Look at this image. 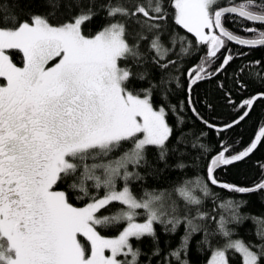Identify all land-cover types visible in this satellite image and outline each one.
Segmentation results:
<instances>
[{
  "label": "snow or ice",
  "instance_id": "1",
  "mask_svg": "<svg viewBox=\"0 0 264 264\" xmlns=\"http://www.w3.org/2000/svg\"><path fill=\"white\" fill-rule=\"evenodd\" d=\"M46 3L54 11L60 6V0ZM64 3L69 11L75 10V15L63 23H52L54 11L21 19L0 0V78L6 81L0 83V264H139L142 252L132 240L149 237L158 244L157 222L165 225L166 232H175L185 224L179 247L169 255L175 258V264H190V242L202 229L194 221L208 219L215 221L216 229L210 232L204 228V239L198 242L211 252L206 264H233L230 253H238L242 264H264V217L251 218L259 244L234 239L229 224L243 219L239 203H222L219 219L201 212L198 206L202 201L194 194L193 185L202 186L204 195H210L206 183L186 181L176 189L187 212L189 206H197L195 216L178 215L175 202L165 207L163 193L145 192L138 199L128 186L130 178L138 177L128 170L129 165L147 163V146H155L159 158L165 159L173 134L166 107L154 106L158 86H131L133 79L146 78V72L134 70L148 59L141 44L148 42V51L155 54L152 62L164 69L175 64L168 57L178 42L181 54L189 53L183 37L179 41L171 37V47L162 38L167 19L163 0H141L132 7L109 0L102 7L107 8L110 22L95 35L82 30L96 15L93 0ZM173 6L175 23L207 48L202 63L190 73L193 84L204 78L202 73L212 75L204 64L211 63L227 41L264 46V31L246 28V32L256 34L249 39L232 33L223 23L226 14H236L243 20L264 24V0H242L238 4L229 0L225 7H220L218 0H174ZM130 21L139 26V31H129ZM10 50L22 53V66L13 62ZM54 58H59L58 62L49 66ZM232 59L227 55L220 67ZM167 83L163 78L159 83L165 95ZM255 99H247L243 105L251 107ZM247 115L245 112L239 120ZM262 138L264 126L251 145L236 154L221 142V149L207 166L211 184L219 183L214 176L216 168L244 159ZM126 142L132 144L130 149L115 159H106ZM117 178L125 181L122 190L116 188ZM66 180L72 181L68 187L78 189L83 196H89L88 181L93 182L92 188L106 191L102 197L92 195L84 207H75L69 194L54 190ZM221 187L240 193L264 191V179L252 187ZM113 202L126 207L102 215L101 210H108ZM137 209L145 210L142 222L137 220ZM120 222L124 226L118 235L102 234V229ZM213 237L222 238V244L215 246ZM106 251L110 254L105 255ZM159 251L157 246L154 254Z\"/></svg>",
  "mask_w": 264,
  "mask_h": 264
},
{
  "label": "trees",
  "instance_id": "2",
  "mask_svg": "<svg viewBox=\"0 0 264 264\" xmlns=\"http://www.w3.org/2000/svg\"><path fill=\"white\" fill-rule=\"evenodd\" d=\"M13 14L19 13L21 19H27L32 13H48L54 10L48 6L46 0H2ZM96 15L91 21L82 26L86 35H95L105 24L110 22L107 16L106 5L109 0H93ZM116 2V0H113ZM125 7H132L141 0H119ZM238 4L242 0H231ZM259 3L260 0H257ZM174 0H163V7L167 13V19L163 22L162 38L168 47H171V37L184 38V47L189 48L188 54H181V45L178 42L173 54L168 59L175 61L168 68L164 69L152 62L155 55L148 51V42L141 44V51L146 57V62L135 67V71L146 72L144 80L133 79L131 86L136 89L147 88L150 84L158 87L154 90V106L163 104L167 109L166 119L173 128V134L168 143V155L165 159L159 158V150L155 146H147L145 156L147 163L140 167L129 165L130 172L138 173L128 181V186L133 194L139 199L145 192L164 194L165 207L173 202L178 207V215H196L197 206H189L190 212L185 210V201L177 193L176 189L184 185L186 181H199L207 184L210 195H204L201 187L193 185L194 194L199 196L202 203L199 205L201 212L209 213L219 219L223 211L220 205L226 201L239 203V214L243 218L239 223L229 224L234 230V239H243L253 245L259 244L260 239L256 235V224L252 217H264V191L252 193H240L221 187L222 184L235 185L237 187H252L264 179V138L257 143V147L244 159L235 161L229 165H221L214 172L219 181L213 185L207 177V166L213 156L221 149V142L230 146L232 154H236L251 145L264 126V46L244 47L231 41H227L225 47L221 48L211 63H205L207 72L202 73L203 79L192 83L190 73L197 65L202 63L206 56L207 48L199 44L193 33L188 32L182 26L175 23ZM219 6L229 4V0H218ZM72 15L75 10L69 11L65 7L64 0H60V6L54 11L51 18L52 23H63ZM119 19V17H117ZM130 32L139 31V26L129 22ZM224 25L234 34L254 38L255 33L246 32V28H257L264 31V24L243 20L236 15L226 14L223 20ZM190 42V43H189ZM13 62L21 65L22 53L18 50H10ZM231 54L233 59L221 68L224 58ZM54 58L49 63H54ZM166 62V61H164ZM259 62V63H257ZM131 63V62H130ZM121 66H124L123 64ZM220 69L217 71V69ZM161 78L168 83L164 86L167 89L166 95L161 91L159 83ZM0 78V83H5ZM256 97L251 107L244 106L243 101ZM175 106V110H173ZM247 112L243 120L240 116ZM239 120L238 124L233 121ZM207 122V123H205ZM232 124L231 128H224V125ZM195 145V147H194ZM201 146H204L203 148ZM132 147L130 142L109 154L106 159H115ZM207 149V150H205ZM88 163H92L91 160ZM184 165V167H179ZM99 174V173H97ZM71 180L54 186L57 191H65L70 195V203L80 207L90 202L92 195L102 197L106 189L92 188V181H88L89 196H83L78 189L68 187ZM125 181L117 178L116 188H122ZM83 198H79L82 197ZM126 206L119 202H113L108 210H101L102 215L114 214L117 210ZM140 216L144 218V209H137ZM202 225V229L193 235L190 242L187 259L190 264H206L211 252L206 247H201L198 242L204 239V228L212 232L216 229L215 221H194ZM124 222L115 224L109 228L102 229V234L107 236L118 235L122 230ZM154 227L157 232L158 244L149 237L140 241L135 239L132 243L141 249L142 255L139 264H175V258L169 254L179 247L180 239L185 234V224L181 223L175 232H166L165 225L157 222ZM168 227H171L169 225ZM100 230V229H98ZM215 246L222 244V238L213 237ZM159 247V254H154V249ZM233 256V264H242V257L238 253H230ZM123 259V257H119Z\"/></svg>",
  "mask_w": 264,
  "mask_h": 264
},
{
  "label": "rangeland",
  "instance_id": "3",
  "mask_svg": "<svg viewBox=\"0 0 264 264\" xmlns=\"http://www.w3.org/2000/svg\"><path fill=\"white\" fill-rule=\"evenodd\" d=\"M58 60H59V58L57 59V61L56 62H58ZM56 62H54V63H49V66H54V64L56 63ZM243 151V150H242ZM123 188V187H122ZM122 188H119V189H117V190H122ZM55 190V189H54ZM85 206V205H84ZM84 206H80V207H84ZM75 207H77V206H75ZM138 221H140V222H142L143 221V219L141 220V219H137ZM111 237V236H110ZM110 253L109 252H105V255H109Z\"/></svg>",
  "mask_w": 264,
  "mask_h": 264
},
{
  "label": "water",
  "instance_id": "4",
  "mask_svg": "<svg viewBox=\"0 0 264 264\" xmlns=\"http://www.w3.org/2000/svg\"><path fill=\"white\" fill-rule=\"evenodd\" d=\"M225 6H229V4H226V5H222V6H220V7H225ZM233 15H236V14H233ZM256 23H259V22H256ZM225 26V25H224ZM225 28H227L226 26H225ZM228 29V28H227ZM230 31V30H229ZM217 33H218V30H217ZM239 36V35H238ZM240 37H242V36H240ZM244 38H246V37H244ZM249 39H251V38H249ZM231 42H234V43H236L235 41H231ZM237 44V43H236ZM240 45V44H239ZM241 46H244V47H253V46H247V45H241ZM254 47H256V46H254ZM221 166V165H220ZM219 166V167H220ZM218 167V168H219ZM217 169V168H216Z\"/></svg>",
  "mask_w": 264,
  "mask_h": 264
}]
</instances>
